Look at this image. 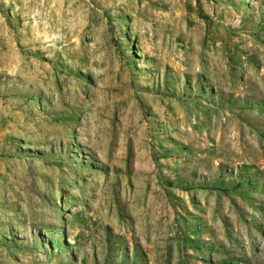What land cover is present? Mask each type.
Wrapping results in <instances>:
<instances>
[{"label":"rangeland","instance_id":"1","mask_svg":"<svg viewBox=\"0 0 264 264\" xmlns=\"http://www.w3.org/2000/svg\"><path fill=\"white\" fill-rule=\"evenodd\" d=\"M0 264H264V0H0Z\"/></svg>","mask_w":264,"mask_h":264},{"label":"trees","instance_id":"2","mask_svg":"<svg viewBox=\"0 0 264 264\" xmlns=\"http://www.w3.org/2000/svg\"><path fill=\"white\" fill-rule=\"evenodd\" d=\"M241 178V177H240Z\"/></svg>","mask_w":264,"mask_h":264}]
</instances>
